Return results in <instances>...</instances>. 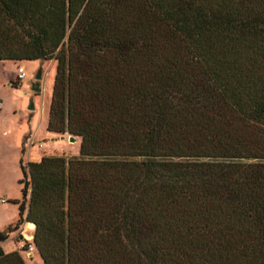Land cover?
<instances>
[{
  "label": "trees",
  "instance_id": "trees-1",
  "mask_svg": "<svg viewBox=\"0 0 264 264\" xmlns=\"http://www.w3.org/2000/svg\"><path fill=\"white\" fill-rule=\"evenodd\" d=\"M40 59L56 60L46 128L80 145L21 162L8 227L34 224L25 248L264 264V0H0V61Z\"/></svg>",
  "mask_w": 264,
  "mask_h": 264
},
{
  "label": "rangeland",
  "instance_id": "rangeland-1",
  "mask_svg": "<svg viewBox=\"0 0 264 264\" xmlns=\"http://www.w3.org/2000/svg\"><path fill=\"white\" fill-rule=\"evenodd\" d=\"M39 65V60L0 61V199L5 200L0 202V223L18 217L19 207L13 200L22 199L21 162L27 167V162L39 160L43 155L79 154V137L70 142L68 133L61 139L60 133H51L46 128L56 60H45L42 91L34 97V108H28ZM19 66H23L25 72L22 80L17 79ZM28 199L27 196V205ZM20 225L10 230L8 243L1 246L5 252L19 250V245L25 244L26 238L20 239L16 233ZM21 255L26 264H44L37 251L30 257L23 251Z\"/></svg>",
  "mask_w": 264,
  "mask_h": 264
},
{
  "label": "water",
  "instance_id": "water-1",
  "mask_svg": "<svg viewBox=\"0 0 264 264\" xmlns=\"http://www.w3.org/2000/svg\"><path fill=\"white\" fill-rule=\"evenodd\" d=\"M40 65H39V68L35 74V83L32 87V91H33V94L31 95L30 97V100H29V105H28V108L29 109H33L34 108V96L36 93L42 91V81H43V64L45 62L44 59H40ZM66 137L65 134H61L60 135V138L61 139H64ZM68 140L70 142H75L77 140V137L72 135V134H68ZM30 196V195H29ZM10 233V228L9 227H6L2 230H0V243L4 240H6L8 238V235Z\"/></svg>",
  "mask_w": 264,
  "mask_h": 264
},
{
  "label": "crops",
  "instance_id": "crops-1",
  "mask_svg": "<svg viewBox=\"0 0 264 264\" xmlns=\"http://www.w3.org/2000/svg\"><path fill=\"white\" fill-rule=\"evenodd\" d=\"M20 62V61H19ZM36 95V94H35ZM35 97V96H34ZM49 155V154H48ZM3 199V198H1ZM0 199V200H1ZM19 218V214H18V217L15 216V218L11 221V220H8V221H5V222H2L0 223V230L8 227L9 225H12L14 224ZM11 221V222H10ZM20 239L22 237H25L27 240H31L33 238V233H34V224L32 223H29L27 222L26 220H24L22 222V224L20 225V227L18 228L17 232H16ZM7 240V239H6ZM4 241V242H1L0 243V246L2 247H5L4 244L8 243L7 241ZM13 246H16V244L14 243ZM8 248V247H7Z\"/></svg>",
  "mask_w": 264,
  "mask_h": 264
},
{
  "label": "built area",
  "instance_id": "built-area-1",
  "mask_svg": "<svg viewBox=\"0 0 264 264\" xmlns=\"http://www.w3.org/2000/svg\"><path fill=\"white\" fill-rule=\"evenodd\" d=\"M25 77V72H24V68L23 66H19L18 67V74H17V79L18 80H22L23 78ZM1 103V102H0ZM5 200L4 199H1L0 202H4ZM24 248V252L30 257L32 256L33 252L35 251V246L34 244H29L28 246H24V244H20L19 245V249H22Z\"/></svg>",
  "mask_w": 264,
  "mask_h": 264
}]
</instances>
